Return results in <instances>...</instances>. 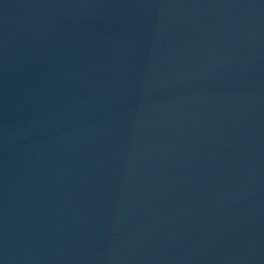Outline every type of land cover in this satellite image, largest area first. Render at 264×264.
<instances>
[{
	"label": "water",
	"instance_id": "obj_1",
	"mask_svg": "<svg viewBox=\"0 0 264 264\" xmlns=\"http://www.w3.org/2000/svg\"><path fill=\"white\" fill-rule=\"evenodd\" d=\"M0 264H264V0H0Z\"/></svg>",
	"mask_w": 264,
	"mask_h": 264
}]
</instances>
